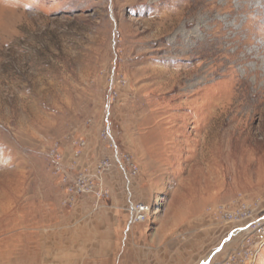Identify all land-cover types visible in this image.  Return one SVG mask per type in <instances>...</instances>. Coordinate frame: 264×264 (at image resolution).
Segmentation results:
<instances>
[{"label":"rangeland","instance_id":"1","mask_svg":"<svg viewBox=\"0 0 264 264\" xmlns=\"http://www.w3.org/2000/svg\"><path fill=\"white\" fill-rule=\"evenodd\" d=\"M0 264H264V0H0Z\"/></svg>","mask_w":264,"mask_h":264},{"label":"built area","instance_id":"2","mask_svg":"<svg viewBox=\"0 0 264 264\" xmlns=\"http://www.w3.org/2000/svg\"><path fill=\"white\" fill-rule=\"evenodd\" d=\"M52 155H53V157H55V158H58V157H60V155H59V153L57 152V150H53L52 151ZM132 214H133V216H132V219L134 220V221H139L141 218H143V214H144V212H146L147 210H148V208H146V207H144V206H135V208L134 207H132ZM143 213V214H142Z\"/></svg>","mask_w":264,"mask_h":264}]
</instances>
